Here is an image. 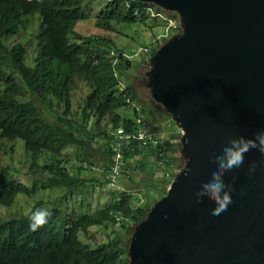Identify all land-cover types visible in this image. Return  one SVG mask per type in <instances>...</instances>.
<instances>
[{
    "label": "trees",
    "instance_id": "trees-1",
    "mask_svg": "<svg viewBox=\"0 0 264 264\" xmlns=\"http://www.w3.org/2000/svg\"><path fill=\"white\" fill-rule=\"evenodd\" d=\"M153 7L157 8L142 0H0V143L23 144L31 160L30 170L47 174L45 182L34 180L27 185L19 170L11 175L9 168H0V264H130L129 238L150 213L149 199L143 200L130 190L117 195L111 192V203L91 211L72 210L66 215L65 204L47 209L51 217L35 232L29 228L28 217L44 205L43 200L36 202L29 215L4 216L1 210L13 208L20 194L32 199L41 190L67 189L69 199L73 190L81 188L84 180L71 173L72 164L64 151L75 147L86 154L85 144L97 138L83 126L91 117L98 126L109 119L113 128L145 127L150 132L170 121L166 111L154 101L141 111L134 109L133 117L118 114L133 108L140 99L123 74L131 62L122 60L123 50L117 49L107 34L115 31L114 24L147 23ZM35 16L39 21L35 34L38 54L34 66H28V49L15 40L30 27ZM91 19H96L98 29L106 34L92 36L77 30L81 22ZM11 38L14 41L9 45ZM80 77L92 88L83 105V123L71 119L76 80ZM25 90L36 101H23ZM39 106L50 112L59 110L58 124L43 120ZM144 117L149 124L138 122ZM102 132L100 136L106 144L109 133ZM153 139L159 143L135 142L132 151H125V157H142L147 152L149 165L154 167L147 180L162 173L161 182H154L166 195L171 183L168 173L175 174L185 162L177 156L180 143L173 144L172 135L165 140L157 136ZM139 144L146 148H138ZM105 149L111 155L107 144ZM138 171L148 173L147 169ZM105 225L113 227L109 242L87 244L82 240L81 235Z\"/></svg>",
    "mask_w": 264,
    "mask_h": 264
},
{
    "label": "water",
    "instance_id": "water-1",
    "mask_svg": "<svg viewBox=\"0 0 264 264\" xmlns=\"http://www.w3.org/2000/svg\"><path fill=\"white\" fill-rule=\"evenodd\" d=\"M143 1L180 16L183 32L158 50L147 75L182 131L185 166L135 227L130 264H264V154L252 149L225 177L234 191L220 216L196 195L230 140L264 131V0Z\"/></svg>",
    "mask_w": 264,
    "mask_h": 264
},
{
    "label": "rangeland",
    "instance_id": "rangeland-1",
    "mask_svg": "<svg viewBox=\"0 0 264 264\" xmlns=\"http://www.w3.org/2000/svg\"><path fill=\"white\" fill-rule=\"evenodd\" d=\"M94 0H89V3ZM105 0H102L104 3ZM99 4V3H97ZM99 11V8H96V12ZM179 16L175 13L166 12L164 14V18H152V20L147 23H118L114 24L115 31L109 33L107 35L114 41V46L123 50L128 54H138L131 61V64L126 67L124 70V75L126 80H128L138 91L139 94V104L138 108L141 106H145L147 102L153 100L152 93L148 89L147 83L145 81V77L147 72L150 70V60L152 56L153 50L156 48L157 38L163 39L164 35H174V31L171 29L167 30V26L169 24V20L178 19ZM166 20L167 24L164 22ZM38 17L35 16L31 19L30 27L21 32L20 37H18L15 42H22L28 49V54L26 58V64L28 66H34L35 58L37 57V40L35 39V34L38 28ZM77 30L85 35H104L106 34L102 30L98 29L96 25V19H91L88 21L81 22L77 27ZM14 39L11 38L7 43L11 45ZM163 42V40H162ZM161 44V41L158 42ZM149 49L150 54H145L144 50ZM0 89H3V85H0ZM92 93V88L88 87L84 78H78L76 80V89L73 94V113L71 119L74 121H78L83 123L84 116L82 115L84 102L87 100L89 95ZM25 102L36 101L34 97H32L27 90H25V96L22 98ZM20 102H22L20 100ZM23 103V102H22ZM40 111L43 116V120L51 124H58V117L60 116V111L55 109V111L50 112L46 109H43L39 106ZM141 110V109H139ZM119 114L123 117H133L132 109H125L119 111ZM147 124L149 121L146 117L141 118ZM109 121L106 120L101 126L97 125V120L94 117H91L89 122L85 123L83 126H86L88 131L97 138L93 141V143L85 144L87 147L86 154H82L81 150H77L75 147H70L64 151L65 157L71 162L72 169L71 173L79 177V180H84V185L81 184V188L79 190H73L71 198L66 199V196L70 191L67 189H47L41 190L38 195L33 197L32 199L26 198L27 196L20 194L17 197L16 205H14L11 209H2V215L8 216L10 214L18 215H29L36 204V202L43 200L44 205L40 206L38 209H51L53 207H61V204L64 208L66 205L68 206L66 209V215L72 210H75L78 213H82L83 211H91L95 210L103 205L109 204L112 202L109 191H105L103 188L107 185L105 182V172L106 167L111 162V155L103 148L101 133L106 130L109 131L111 126H108ZM172 120L166 121L160 126H156L153 131L159 132L158 134L163 139H167V136L173 134V139L176 142L180 141L181 138V130H177V126ZM174 130L173 132H170ZM176 130V131H175ZM84 140V139H83ZM94 144V147L92 146ZM110 143L108 144V148ZM13 147V148H12ZM12 148V149H11ZM182 147H180L181 151ZM80 152V153H78ZM78 154V156H77ZM146 154L142 155L144 157ZM181 156L180 152L177 156ZM78 157L80 159H78ZM183 158V157H182ZM69 163V165L71 166ZM31 160L29 156L26 154V150L23 144L19 142L0 143V168H9L11 171V175H15L16 171H20V178H22V182L25 184L31 185L34 180H38V182H45L46 175L42 172L34 173L30 170ZM121 176L118 179V186L122 189L121 191L131 190L134 194L139 195L143 200H148L147 208L149 212H151L152 208L156 205V203L161 200L165 194L162 191H159L156 187L154 180H147L149 173L152 172L154 167L152 164L149 165L148 173L140 174L139 172L133 171L130 166L126 167ZM127 173H130V177ZM173 173V172H172ZM164 176L162 173H157L154 176L155 180H159ZM104 180V182H103ZM27 184V185H28ZM146 190V192H145ZM116 195L119 193L115 192ZM154 197V198H150ZM146 201V202H148ZM121 235H126L122 233ZM113 236V227L112 225H105L103 227H96L91 229L87 235H81L82 240L90 244L92 242H98V244H104L109 242ZM130 244V238L128 241V246Z\"/></svg>",
    "mask_w": 264,
    "mask_h": 264
},
{
    "label": "clouds",
    "instance_id": "clouds-1",
    "mask_svg": "<svg viewBox=\"0 0 264 264\" xmlns=\"http://www.w3.org/2000/svg\"><path fill=\"white\" fill-rule=\"evenodd\" d=\"M144 3H146V1H144ZM148 4L157 7V8H154V7L150 8L151 20H152L153 17L154 18H164V14L166 12L175 13V14H177L179 16V13L176 12V11H167V10L163 9V7H160V6L156 5V4H151V3H148ZM164 22L166 23L167 21L164 20ZM166 29L170 30V31L172 29L174 31V35L182 33L183 32V28L181 27L180 16H179L178 19L169 20V24H168ZM174 35L165 34L163 39L157 38L156 43L158 44V42L161 41V44H158V46H156V48L153 50L151 59L157 54L158 50L161 49ZM162 40H163V42H162ZM144 53L145 54H150V50L149 49H145ZM136 55H138V54H133L132 55V54H128V53L123 51L122 60L123 61L126 60V61L131 62L130 60H132ZM125 65H126V63H125ZM150 69H151V60H150ZM145 81H146L147 86H148L149 77H148L147 74H146V77H145ZM152 101H154L156 103L154 98H153ZM150 102H151V100L149 102H147L146 105L149 104ZM138 104H139V102H138ZM138 104L133 106V108H131V109L132 110H134V109H138V110L141 109L142 110L144 105L141 106L140 108H138ZM158 106H160V105H158ZM160 107H162V106H160ZM141 110H139V111H141ZM166 113H167V111H166ZM167 115H168V113H167ZM168 117L170 118V120H172L169 115H168ZM106 120L109 121L108 126H110V120L109 119H106ZM138 122L144 123L145 121H143L141 118H139ZM174 126H175V124H174ZM118 128L126 129L124 125H119L117 128H113V126H111L109 131H108L109 138L106 139V144L107 145L111 141V132L116 130V129H118ZM141 128H143L149 135H151V138H153L154 136H157V137L161 138V136L158 134L159 132H150L145 127H141ZM126 130L130 131V132L132 131V130H129V129H126ZM133 130H135V129H133ZM178 130H179V128H178ZM172 136H173V134H172ZM161 139H163V138H161ZM165 139H163V140H165ZM167 139H169V136H167ZM180 140H181V138H180ZM147 141H149V139ZM172 141H173V144L174 143L175 144H179L180 143V146H179V150H180V147H182L181 141L176 142L174 139H172ZM135 142H139V141H135ZM135 142H133V144ZM102 143L104 144V140H102ZM106 144L103 145V148H105ZM133 144H132V146H130L127 149H125L124 152H123L124 165H123L121 174L125 170H127L126 167H128L127 159L125 157V151L133 149L134 148ZM138 148H146V147H143V146H141L139 144ZM252 149H258L261 154H264V131H262L260 133H257L254 139L253 138H245V137L241 136L238 139L230 140L229 144L226 145L225 147H223L222 155H217L215 157V159L213 160V163H215L217 165V167L211 173V179L208 182L203 183L202 186H201V190L196 193L197 202L198 203H202L203 202V198L207 197L208 199H210L215 204V208L211 212V215L213 217H218L222 213H224V212H226L228 210L229 205L232 203V192L234 191V189L232 188V186L230 184H226L225 183V177L233 169H238L244 164L245 155L248 152H250ZM109 150L111 152V162L108 164V167H107V169L109 168L108 169V173H107V185L103 189L105 191L114 192V193L116 191L122 192L121 191L122 189L118 186V179L121 176V174H120V176L117 179L116 187L113 188V189H109L108 188L109 183H110L109 174H110V169H111V166L113 164V158H114V154H113L110 146H109ZM145 154H147V152ZM180 154H181V157H183L181 151H180ZM182 159L185 162V159L184 158H182ZM184 166H185V164H184ZM180 170L181 169H178V170L176 169V173L175 174H173L172 172L168 173V177H169L170 182L178 174V172ZM254 170H255V165L254 164L250 165L249 171L251 172V171H254ZM128 176H129V174H128ZM170 185H171V183H170ZM170 185H169V187H170ZM169 187H168V189H169ZM168 189H167V193H168ZM125 191H128V190H125ZM145 192H146V190H145ZM51 215H52V213L50 211H48L47 209H36L35 211H33L28 217L30 230L35 232L39 228H42L45 224H47L48 219L51 217Z\"/></svg>",
    "mask_w": 264,
    "mask_h": 264
},
{
    "label": "built area",
    "instance_id": "built-area-1",
    "mask_svg": "<svg viewBox=\"0 0 264 264\" xmlns=\"http://www.w3.org/2000/svg\"><path fill=\"white\" fill-rule=\"evenodd\" d=\"M148 139L153 144L159 143L158 141H155L153 138H151V135H149L143 128L135 129L132 130L131 132L127 131L124 128H118L111 132L110 147L114 154V158L109 174L110 176V183L108 186L109 189H113L116 187L117 179L122 172V168L124 165L123 162L124 150L132 146L133 142L135 141L147 142Z\"/></svg>",
    "mask_w": 264,
    "mask_h": 264
},
{
    "label": "crops",
    "instance_id": "crops-1",
    "mask_svg": "<svg viewBox=\"0 0 264 264\" xmlns=\"http://www.w3.org/2000/svg\"><path fill=\"white\" fill-rule=\"evenodd\" d=\"M92 146L94 147V144H92ZM101 149H105V148H101ZM127 163H128V166H130L133 171L139 172L138 171L139 168H141L143 170L149 169V164L151 163V161L149 160V157H148L147 154L144 157H139V156L132 155L129 158H127ZM146 163H147V166L145 165ZM152 167H153V165H152ZM105 169H106V171H104L105 172L104 175H105V178H106L105 182H107L108 169H107V167ZM140 174L141 173L139 172V175ZM155 175L152 176L153 177L152 180H154V176ZM103 182H104V180H103Z\"/></svg>",
    "mask_w": 264,
    "mask_h": 264
}]
</instances>
